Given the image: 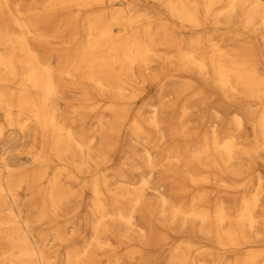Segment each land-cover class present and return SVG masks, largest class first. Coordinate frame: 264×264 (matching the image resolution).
<instances>
[{
    "label": "bare ground",
    "instance_id": "bare-ground-1",
    "mask_svg": "<svg viewBox=\"0 0 264 264\" xmlns=\"http://www.w3.org/2000/svg\"><path fill=\"white\" fill-rule=\"evenodd\" d=\"M9 79L0 264H264V0H0Z\"/></svg>",
    "mask_w": 264,
    "mask_h": 264
},
{
    "label": "rangeland",
    "instance_id": "rangeland-1",
    "mask_svg": "<svg viewBox=\"0 0 264 264\" xmlns=\"http://www.w3.org/2000/svg\"><path fill=\"white\" fill-rule=\"evenodd\" d=\"M9 81H10V79L7 82L0 83V86L3 89H11L13 87V85ZM150 94L153 97L152 101H154V102L159 101L158 87L152 88L150 90ZM167 99H170V97H168ZM131 105H133L132 107H134L135 109L141 107V103H139L138 105H135V104H131ZM146 115L148 116L149 113L147 112ZM5 123H6V121L4 120L3 110L0 108V125L5 124ZM9 134H10V130L7 133V135L9 136ZM7 139H11V137H8ZM123 143H124V141L122 142L121 147H123ZM128 145L131 148V150H130L131 152L129 154V157L126 156L127 158L123 160L122 154L117 153L116 157H115V162H114L115 166H117L123 162L125 164L124 169H125L127 174L135 172L138 168V164L143 163L142 161L144 160V157H145V151L143 150V147L137 145V143L135 142L134 139L129 141ZM2 148H4V145L1 143V140H0V150H2ZM0 164H1V162H0ZM0 169H3L1 167V165H0ZM107 170H111V168L107 169ZM159 176H160V171H158V173L154 172L151 179L152 180L157 179ZM166 182H167V184H171L169 179ZM149 197L152 200L158 199L157 194L152 189L149 190ZM11 204L12 203H11L9 197L5 196V194L0 195V221L4 222V223H2V225H0L1 236H6V234L13 228L12 225H10V223H6L8 220H10V217H11L10 212H9V209L11 208L10 207ZM19 205L21 207H23L24 218H28L31 221H32V219L34 220V214L36 213V210L30 209L29 201H25V198L23 197V200L20 201ZM29 209H30V211H28ZM263 225L264 224L261 223L262 227H263ZM30 229L33 230L34 238L37 240H40L42 237L49 234V230H47L46 228L41 226L38 222H34L33 226L30 227ZM158 232L161 236L167 237V240H168L167 245H220L218 242L216 234L210 235L208 237H203L201 235L200 236H194V235H191L189 233H185L184 231H181L180 228H174V229H168L167 230L166 228H162V227L158 228ZM1 242L3 244H5V242L3 240H1ZM123 245H126V243ZM252 245H264V236L261 237L259 240L253 242ZM165 250H168V248H166Z\"/></svg>",
    "mask_w": 264,
    "mask_h": 264
}]
</instances>
